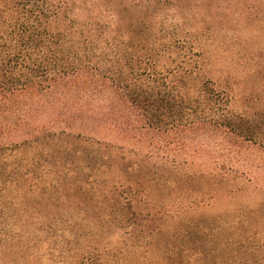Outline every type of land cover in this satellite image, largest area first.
I'll list each match as a JSON object with an SVG mask.
<instances>
[{
    "label": "trees",
    "instance_id": "1",
    "mask_svg": "<svg viewBox=\"0 0 264 264\" xmlns=\"http://www.w3.org/2000/svg\"><path fill=\"white\" fill-rule=\"evenodd\" d=\"M183 1L207 0H0L3 258H25L40 231L66 240L54 224L73 227L76 212L82 230L59 264H127L156 246L166 216L198 210L159 247L166 264H228L200 248L210 218L222 238L228 216L237 264H264V110L235 112L231 92L201 78L191 39L211 28L187 29ZM161 181L165 215L149 201ZM244 190L260 203L241 205ZM223 197L236 215L202 211Z\"/></svg>",
    "mask_w": 264,
    "mask_h": 264
},
{
    "label": "rangeland",
    "instance_id": "2",
    "mask_svg": "<svg viewBox=\"0 0 264 264\" xmlns=\"http://www.w3.org/2000/svg\"><path fill=\"white\" fill-rule=\"evenodd\" d=\"M183 2H186L185 7L178 8L176 15L181 23L186 24L187 29L196 32L198 28L205 26L211 28L191 39L194 49L201 54L199 61L200 66H202L201 78L210 80L218 89L230 91L232 107L235 112L251 116L257 110H264V17L261 12H258V17L251 16V12L246 9L251 2L264 10V0H241L240 2L237 0H207L204 5L199 4L193 7L188 6L192 4V1L191 3L190 1ZM255 10L258 11L257 8ZM158 183V186L151 187L149 201L155 208L161 209L158 212L160 215H165L166 211L171 210L168 207L172 198L168 195L167 185L164 181ZM244 184L247 183L244 182ZM240 199L241 205L245 204L247 205L246 209H250L255 203H260L262 197L256 196L250 191L247 193L244 190ZM226 209L229 211L235 209L233 214L236 215L237 198L215 199L212 205H206L202 211L207 216L220 215L221 213L229 215V212H224ZM59 211V214L64 213L63 209ZM197 212L198 210H192V212L172 216V218L166 216L161 224V234L157 237L156 246H150L148 251H138L136 256H131L128 259L127 264H166L165 253L159 247L165 245L170 237L177 232L178 223L183 217L195 218ZM74 215V220L77 221L73 227L67 228L59 220L54 224L55 228L65 227L66 240L60 239L58 236L54 237L57 233L56 230L48 233L40 231L36 235L44 243L33 249H27L25 258H3L1 256L3 243L0 240V264H54L55 261L59 264L58 260H68L75 248L73 241L78 237V231L82 230L81 216L76 212ZM228 218L232 227L222 235L223 239L218 234V219L213 222L210 218L211 222L208 223V229L213 234L203 240L200 248L208 256H217L229 260L228 264H237V235L236 237L233 236V232L237 234V217L228 216ZM96 229L95 227L93 230L97 232ZM214 234L215 236H213ZM179 236H182V232L179 233ZM192 237H195L193 232L187 240ZM224 237L233 241L232 244L227 245ZM53 238L62 241L53 243ZM86 238V236L80 238L79 242H85ZM116 239L117 235L115 234L103 238L104 242H114ZM171 240L175 239L172 238ZM49 244L58 245L62 253L49 250L47 248L51 246ZM188 247H190L189 243ZM33 250L34 253H32ZM229 253L230 257H228Z\"/></svg>",
    "mask_w": 264,
    "mask_h": 264
}]
</instances>
